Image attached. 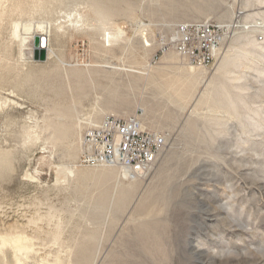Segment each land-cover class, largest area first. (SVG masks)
I'll list each match as a JSON object with an SVG mask.
<instances>
[{
  "label": "rangeland",
  "instance_id": "374dc122",
  "mask_svg": "<svg viewBox=\"0 0 264 264\" xmlns=\"http://www.w3.org/2000/svg\"><path fill=\"white\" fill-rule=\"evenodd\" d=\"M245 3L44 0L40 8L38 0H0V150L11 151L13 159L12 168L0 172V235L23 232L32 239L35 252L27 264H49L56 253L82 264H264V131L251 130L242 104L221 109L231 113L228 125L203 118L210 105L197 104L198 98L206 87L212 97L223 95L219 75L197 83L187 100L168 86L193 67L175 49L177 25H222L218 59L237 46L234 33L264 24L248 15L252 7ZM99 6H118L120 13L98 12ZM14 22L23 35V25L32 22L35 34L47 36L44 61L32 60L33 37L19 57ZM39 24L48 32L41 34ZM254 35L262 40L260 31ZM258 79L250 76L253 94L246 101L252 106L264 100ZM103 101L109 106L98 123L83 120ZM141 108L151 124L143 129L163 135L166 145L138 186L127 189L130 177L81 163L82 137L105 116L141 117ZM63 111L81 126L54 146V134L34 124L63 120ZM26 131L39 139L29 141ZM71 165L75 172H61Z\"/></svg>",
  "mask_w": 264,
  "mask_h": 264
},
{
  "label": "bare ground",
  "instance_id": "6f19581e",
  "mask_svg": "<svg viewBox=\"0 0 264 264\" xmlns=\"http://www.w3.org/2000/svg\"><path fill=\"white\" fill-rule=\"evenodd\" d=\"M38 1L40 2L39 7L41 8L42 2L44 0H38ZM237 1L239 0H233V3H236ZM262 5H264V0H247L245 6L252 7L251 9L252 12L249 13L248 15L252 18H261L262 20H264V10H262L263 7ZM113 10L112 11L111 9L104 10L100 6L97 8L98 12L103 11L110 15H116L120 13L118 6ZM197 10L202 14H205V12L208 11L206 10V8L204 9L199 7H197L196 11ZM20 26H21L20 22L13 23L11 36L16 38V40L18 41L19 57L22 58L23 47L25 46V42L30 37L32 38L35 32L33 31L34 25H32V22L23 25V31L25 35L21 34ZM38 28H40L43 31L41 34H44V32L46 31L48 32V26L46 25L39 24ZM257 31H260L262 33L261 41L258 40L254 35ZM44 36L47 37L45 34ZM41 37H43V35H41ZM45 37H44V41H42V45L48 51L49 47ZM173 37H176V33H173ZM232 38L233 40H238L237 46L234 49H228L225 50L223 53H221V55L217 59L215 71L212 72L211 75H208L207 68L188 67L183 69L178 75V77L170 80L168 82V86L171 87L173 89V92L180 97V100H185V99L187 100V98H190L194 95L197 83L205 79L208 81L207 83L210 84L211 82L215 81L216 76L219 75L223 77V82L220 83V93H222L223 95L219 97H212L213 93L209 92V88L206 87L198 98L197 104L210 105L209 113L203 114V118H205L207 121H212L214 125H220V124L228 125L229 121H231V117H232L231 113L227 112L226 115L224 114L222 115L220 112L221 109H225L226 106H227L226 108L231 109L237 107V104L238 105L242 104L243 106L246 107V109H248L245 118L251 130L257 131L258 129H261L264 131V100L260 101L257 105H253V106L251 105V103L254 102L248 103L246 101V99L249 96H251L252 93L249 92V89L252 87L251 84L249 83L250 76L254 75L257 78L260 77L258 81L262 82L264 87V24H258L253 27H249L247 29H242L239 32L234 33ZM108 41L109 42L113 41V38H110L108 36ZM167 56H169L170 58L177 57V55H175V53L173 52H169ZM240 60L246 61V62L244 61L245 64L242 68L243 70H239V69L237 70L238 66H240L238 65ZM2 66L3 63H0V68ZM19 73H24L26 76H29L28 75L29 73L23 70H20ZM102 104H103L102 108H100L99 110H95L92 113H89L83 120H85L87 123H98L100 113L103 112L104 109L109 106V101H103ZM0 108H3V105L0 104ZM141 110L143 111V113L141 117L139 116V118L141 120L142 126L144 124L150 127L151 124L145 123L144 121L145 109L141 108ZM113 111L118 112L119 110L117 108L114 109ZM62 117H64L63 120L45 119L43 120V124L41 127L38 126L39 125L38 122L34 124L36 128H41L42 130H50L51 133L54 134L52 136V139L50 138L51 140L50 143H52V145L54 146L57 145L61 140L68 138L71 134L74 133V131L78 127L81 126L82 121L80 122L79 119L74 121L71 119V121H69L68 118L70 117V115L64 114V111ZM25 135H26V139H28L29 141H32V139H39L38 133H35L34 136H31L30 132L26 131ZM239 140L245 142L244 140H242L241 137L239 138ZM71 153H72L71 151L67 152V154H71ZM12 160L13 159L11 157V151L0 150V172L3 169L6 170L11 169L13 166ZM102 166H107V167L110 166L108 168V172L110 173L111 171L116 170L122 176L130 177L131 179L127 189H130V187L132 188L137 187L140 182V178L138 177H140L142 174L137 176L134 175L131 177L128 169L120 165H102ZM94 167H101V166H94ZM63 168L61 172L65 174L67 172L73 173L76 171L74 165L66 166L64 169ZM30 177H31V173H30ZM121 197H123V199L125 200V201L123 200L124 203L127 202L128 195L126 190L124 194H121ZM53 240L55 242L60 240V223H58L56 226V231L53 234ZM34 252H35V248L32 239L28 237L25 233L17 232V233H8V234L0 235V264H27L28 260L32 257ZM71 253L72 252L70 251L69 255H71ZM81 255H85L84 252ZM83 261L85 260L83 259L71 260L69 258L65 259L62 258L58 253H56L54 258L52 259V262L49 264H63V263L82 264Z\"/></svg>",
  "mask_w": 264,
  "mask_h": 264
},
{
  "label": "built area",
  "instance_id": "2783aa9c",
  "mask_svg": "<svg viewBox=\"0 0 264 264\" xmlns=\"http://www.w3.org/2000/svg\"><path fill=\"white\" fill-rule=\"evenodd\" d=\"M224 27L212 21L185 22L176 27L175 49L190 65L211 68L225 37ZM165 138L143 129L138 115L105 116L82 137L84 165H120L131 177L144 174L165 147Z\"/></svg>",
  "mask_w": 264,
  "mask_h": 264
},
{
  "label": "water",
  "instance_id": "95a60500",
  "mask_svg": "<svg viewBox=\"0 0 264 264\" xmlns=\"http://www.w3.org/2000/svg\"><path fill=\"white\" fill-rule=\"evenodd\" d=\"M42 41H44V36L34 34L33 36V61H44L47 57V50L42 45ZM45 43V42H44Z\"/></svg>",
  "mask_w": 264,
  "mask_h": 264
}]
</instances>
